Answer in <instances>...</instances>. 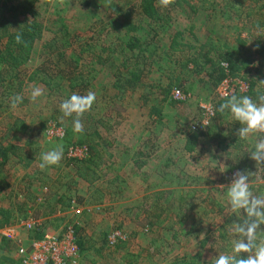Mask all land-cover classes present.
Instances as JSON below:
<instances>
[{
  "label": "rangeland",
  "instance_id": "374dc122",
  "mask_svg": "<svg viewBox=\"0 0 264 264\" xmlns=\"http://www.w3.org/2000/svg\"><path fill=\"white\" fill-rule=\"evenodd\" d=\"M140 1L63 0L61 4L60 0H33L37 14L45 26L53 25L52 21L54 23L56 20L54 24L57 27H49L51 30L44 31L43 36L37 40L31 61L22 71L23 90L18 94L23 96V102L15 111L10 107L11 100L0 104V144H16L20 148L19 152L23 151V156L33 158L27 165L26 160L19 161L17 155L12 154L9 161L1 166L2 180L6 178L8 183L0 184V207L14 209L15 216L21 219L25 215L34 217L31 215L34 213L42 222V233L61 232L67 227H74L75 232L78 230L77 233L87 243L86 249L81 252L84 264H123L129 259L138 260V257L134 256L138 253H134L133 257L127 256L123 253L126 251L125 247L121 248L122 251L117 247L124 244L133 250L138 246L142 247V244L154 247L153 251H142L143 257H148L143 264H167L177 257L190 259L197 253L202 256L200 264H212V260L218 255L232 252L234 236L230 233L229 226L234 221H242L243 218L237 216V219V214L229 210L226 202L227 187L236 172L246 170L224 169L225 172L220 173V185L200 184L194 189L186 179V163L189 157L184 145L186 138L194 133L191 130L192 122L203 116L204 105L213 106L215 102H222L217 93L219 83L215 85L206 74L207 71L192 72L190 78L193 77L194 82L190 81L189 77L180 82L184 92L190 94L188 99L176 100L169 92L170 98L161 102L157 100V94L162 96V93L155 92L150 93L152 102L139 108V96L143 90H133L130 94L117 88L114 72L126 68L123 63L128 59L129 68L136 69V60H140L137 68L147 70L148 76L150 73L153 78L156 77L154 73L161 69L162 71L157 73L162 76V73L182 68L179 64L198 53L201 44L206 43L208 39L245 51L246 48L239 43V39L247 38L250 33L254 36L261 30L260 27H251L243 12L239 10L243 7L241 5L248 4L250 0H244L242 4L237 5L236 10L242 14L241 17L237 12L232 13V6L225 0H174L166 8L160 5L159 0H155V6L168 18V32L170 33V29L185 32L182 36L185 48L173 51L169 35L158 28L154 29L155 25L150 23V19L138 7ZM12 2L17 4L19 0ZM258 4L259 10H264V0H259ZM127 10L130 14L127 21L138 27L137 31L131 34L142 38L144 47L148 43L155 44L157 50L154 55L142 53V46H137L131 51L127 49L125 54L122 53L125 46L121 44L129 39V34L126 36V29L121 25L123 18L120 20V17H124ZM61 26L70 27L73 33V38L69 36L70 45L63 48L59 41L56 49L60 47L64 56L58 57L56 49L48 55V42L58 29L64 31ZM248 29L252 31L249 33ZM88 46L89 51L86 49ZM83 47L86 53H82ZM250 50L248 47L247 52ZM260 51H264V45L259 48ZM98 55L102 57L101 61ZM137 55L140 58L136 57ZM254 65L258 67L257 61ZM203 68L208 70L211 67L203 63ZM35 70L39 71V75L36 74L37 77L32 80L28 79ZM48 70L52 71V77L64 72L63 81L55 85L53 90L42 81L44 72ZM34 87H40L44 93L35 103L30 99ZM88 91L96 93V101L82 118L83 134H77L72 127L74 117L65 118L61 123L60 104L73 93L84 95ZM172 99L174 102H171ZM107 102H110L108 107ZM153 107L161 110L162 114L153 111ZM214 107L216 108V105ZM122 111H125V114ZM127 111H130L129 115H134L133 118L128 115V122L124 117ZM140 131L145 135L136 137ZM155 134L158 137H155ZM57 144H62L64 148L62 161L59 166L42 171L39 168L41 154L52 150ZM107 147L116 152L141 147V151L150 152L148 158L151 162L160 165L163 161V168L157 169L156 176L152 169L141 171L138 168L131 171L128 169L130 165L125 171L124 182L135 185L130 186L131 193L156 202H146L140 208L141 212L150 214L146 215V219L134 218L138 214L137 208L140 204L124 199L123 206L127 205L131 211H124L126 207H120L118 211H106L107 223L98 225L100 219H96L99 218L97 214L105 213L101 206L103 203H93L90 197L93 195L98 198L109 190L107 178L114 181L112 188H116L121 181L120 171L113 169L112 164H109ZM155 147L158 150V159L155 158L157 160L153 158L155 152L152 154L150 150L156 149ZM147 156L145 154V157ZM197 156L198 151L194 157ZM155 163L150 165L155 166ZM91 184L95 185L92 195L89 190ZM193 190L195 198L187 202L185 196L190 195ZM40 196L44 198L42 202L54 203L57 212L48 215L50 207L37 204L42 203L38 201ZM23 199H27L32 207L26 212L21 209ZM83 199L88 202L81 205ZM139 201L142 202V199ZM79 206L84 208L86 218L78 216L83 212ZM108 206L107 208H110V205ZM193 206L202 212L201 216L194 214ZM59 210L61 211L58 212ZM191 211L193 214L190 215ZM156 213L164 219L155 220L153 216ZM117 216L126 220V227L119 226ZM105 219H101V222ZM156 221L164 223L163 226L161 224L156 227L153 224ZM192 224H195L193 231L199 233L198 236L190 234ZM134 229L139 230L136 235L132 234ZM112 236L121 239L115 246L108 245ZM23 237L25 243L31 239L26 232ZM92 245L94 247L91 249ZM8 253L17 257L11 246ZM122 259L123 261H120Z\"/></svg>",
  "mask_w": 264,
  "mask_h": 264
},
{
  "label": "crops",
  "instance_id": "0c3cea01",
  "mask_svg": "<svg viewBox=\"0 0 264 264\" xmlns=\"http://www.w3.org/2000/svg\"><path fill=\"white\" fill-rule=\"evenodd\" d=\"M257 5H259V4L254 3L253 0H250L248 4H243V5H241L243 7L239 8V10L243 12L245 19L248 20V22H250L251 27H260L261 31H259L260 33H257L256 35L252 36V35H250L251 34L250 31H252V30L248 29L250 34L247 36V38H244L245 44L243 46V48H246V49L244 51V50H240V48H238L239 52L237 51V55H239V57L241 59H250L251 60L250 61L251 62L250 63V67H251L250 75L251 76L250 75L249 76L252 78L255 77L256 80H259L261 78V80H262L261 82H264V80H263V77H264V51L259 52V48L264 45V10H259ZM236 8H237V6H236ZM241 16H242V14H240V17ZM248 47L251 48L249 53L247 52ZM261 50H262V48H261ZM258 58H259V60H257ZM255 61H257V64H258L257 68L255 65L253 66V63ZM135 70L136 69H131V68H121V70L117 69L114 72V75L116 76V79H117V83H116L117 88H121V90L127 91V93H130L133 90H136V91L143 90L142 95L139 96V100H140L139 101L140 104L138 105L139 108L144 107L146 104L148 105L149 104L148 102H152V100H151L152 98H150V93L154 94L155 92H161L162 96H159V94H157L158 95L157 100L158 101L160 100L161 102H163V101L170 98V96L168 95L169 92L172 95V91L169 89L173 90L174 86H176L177 84H179L182 81L187 80L186 78L189 77L190 81L194 82L193 77H191V78H190V76H186L185 78L182 77L183 75L179 74L180 69L177 71L171 70L170 72H168L166 74L161 72L162 76H160V73H157L158 71H162V70L158 69L154 73V76H156L154 78H153V76H151L150 73L148 76V74L146 73L147 70L141 69L139 72H137ZM133 71H134V73L132 74ZM135 74H136V76H135ZM118 76H121V78L123 80L121 85H118L119 84V81H118L119 77ZM199 76H201V75H199ZM127 80H129V83L126 82ZM130 80L132 81V83L134 82V84H135V85H133L134 87H130ZM257 84H259V83L257 82ZM170 86H172V87H170ZM256 87H257V85L255 84V90L257 89ZM242 96H249L253 99L254 102L259 103L258 97L256 98V95L252 94V92L243 93V95H240L238 97H242ZM101 100H102V96H101ZM101 100H99V101L101 102ZM171 102H174V100L172 99ZM224 102H226V100L222 99V102H215L216 104H214V105H216V108L218 109L219 106ZM109 103L110 102H107L106 106L109 105ZM123 105H125V104L123 103ZM153 111L157 112L159 115L162 114L161 110H159L157 107H155V108L153 107ZM129 112L130 111H127L126 115L124 116L126 118V121H127L129 116L131 118L134 117V115L133 116L129 115ZM122 113L125 114V111H122ZM138 114L140 115L139 112H138ZM216 116L217 117L212 124L214 126H211L207 131L203 132V134H201V135L193 133L192 136H188L186 138L184 150L187 152L188 157H189V161L187 162L188 164L186 163V165H187V167H186V169H187L186 170L187 183H190L191 187H194V189H195V187H198L200 184H202V186H206L207 184H210V183H212L211 186L220 185V182H222L221 174L223 173L222 171H224V169L230 170L232 168H239V169H245L247 172L251 173L249 180H250V188L253 191V193L255 195H264V165H262L261 167L259 165L256 166V162L250 159V151L254 150V144L256 142H258L259 139H261L262 137L260 135H256V136H250L247 139H240L236 135V132L241 127L239 122L232 119L230 114L221 113L218 110H217ZM140 125H141V122H140ZM141 134L143 136L145 135V133L143 131L142 132L140 131L135 136L138 137V135H141ZM262 135H264V134H262ZM155 137H158V135L155 134ZM174 137H176V136H174ZM190 146H192L191 149L189 148ZM172 148L174 150V146ZM141 150H142V148L138 147V148H135V150L124 149L122 152H120V151L116 152V151L112 150L110 147H107L106 155H108L109 164L110 165L112 164L113 169L120 171L119 173H120L121 181L119 182V184L117 185L116 188H112V184L114 181L112 180V178H109V179L107 178V183H108L107 186H108L109 190L105 191V193H107L106 195H105V193H103L98 198H95V196L92 195V192H95L92 190V188L95 187V185H93L95 183L91 184L92 186L90 187L89 190H91L90 194L94 198H92V196H91L90 200H91V202L97 203V204L103 203V205H101V206L103 207V211L105 212L104 214H97V217H99V218H96V219H100L98 222V225L103 226V225H105V223H107V221L105 219V217L107 216L106 211H110L111 209L118 211L119 210L118 208L121 207V209H122V208L126 207L124 211L130 212L131 209H129L127 205L123 206L125 204L124 199H130V200L134 201V203L140 204L139 207L137 208L138 214L134 218L141 220L143 218L146 219L147 216H150L149 213L146 214L144 211L141 212V210H140V208L145 205L144 203L149 202L150 200L148 198H145V196L140 197V196H137V194L131 193L130 186H135V185H131L129 183L127 184L124 182V180L126 178L125 171H126V168H128L127 166H129V165L130 166L128 169H131V171L136 170L138 168H140L141 171H146L147 169H152V170H154V176H156L157 169L160 168V170H161L163 168L162 167L163 161L161 162L160 165H158L159 163L157 164L155 162H151L150 161L151 159L148 158L150 155V152L141 151ZM150 150H152L151 151L152 154L155 152V155L153 158H154V160H157L158 159L157 158V152H158L157 148L156 149L150 148ZM196 151L199 152V156L194 157V155H196ZM144 153L147 154L148 156L145 157ZM155 158H157V159H155ZM151 163H155V166L150 165ZM167 163L170 164V162H167ZM145 164H148V166H145ZM156 165H158V166H156ZM115 167H117V168H115ZM141 174H142V172H141ZM127 175H128L127 178H129V173ZM154 176H152V177H154ZM126 186H127V188H126ZM97 191H99V190H97ZM102 192H104V191L102 190ZM194 193H195V190H193L190 195L185 196L187 202H189L191 200V198H192V200H193V198H195ZM140 199H142V202L139 201ZM176 199H178V198L176 197ZM182 200H184V198ZM24 201L26 203L30 204V202L27 201V199H25ZM86 202H88L87 199L86 200L83 199L81 201V205H84ZM150 202L156 203L155 200L150 201ZM108 205H110V208H107ZM79 208H80V206H79ZM80 209H82V211L84 210V208H82V207ZM60 211L61 210H59L58 212H60ZM193 212H194V214H198V216H201V214H202V212L199 209H196L194 206H193ZM191 214H193L192 211L190 212V215ZM86 215H87L86 212L83 211L78 216H82V218L83 217L86 218ZM237 216H238V214L236 215V218L238 219L239 216L238 217ZM92 217L94 218L96 216H92ZM153 217L155 220H158L159 218L161 220L164 219V217L159 216V214H157V213L154 214ZM240 217L244 219V217L242 215ZM103 218L105 219V221L101 222V219H103ZM117 219H118L117 223L119 224V226H123V227L127 226L126 220H124V219L122 220V217L117 216ZM187 219H188V217H187ZM153 224L156 225V227H157L159 225L161 226V224L163 226L164 223L160 224L159 221L158 222L156 221V222H153ZM191 227H193V228L191 229L190 234H192L194 236H198L199 233H197L196 231H193L195 224H192ZM262 228H264V226H262ZM81 230H82V228H81ZM139 230H140V227H139ZM139 230L134 229L132 234L136 235ZM77 232H78V230H77ZM26 233L28 234L29 237H32V238L36 237L35 235L37 234V233L35 234L33 232H26ZM24 234H25V232L23 233V236H24ZM86 245H87V243H86ZM124 245H126V244H124ZM124 245H122V246L119 245L117 247L120 249L125 247L126 251L123 253L127 256L133 257L134 253H138L137 255H134L135 258L138 257V260L129 259L128 261L123 262V264H143V262H146V259H148V257L145 256V258H144L143 257L144 253L142 251L147 252V251H153V249H154L153 246H150V245L148 246V245L142 244L141 245L142 247L138 246V248H136V250H133L132 247L124 246ZM10 246L13 248V252L16 253L17 257H14L11 254H9L8 253L9 249H6V251H4L3 253L6 255H9L14 260V264H15L18 260V253L16 250L17 248L12 243L10 244ZM93 247L94 246L92 245L91 249ZM121 251H122V249H121ZM0 254H1V251H0ZM124 254H123V257H124ZM120 261H123V259ZM80 264H84V262L81 260V256H80Z\"/></svg>",
  "mask_w": 264,
  "mask_h": 264
},
{
  "label": "trees",
  "instance_id": "16d2710c",
  "mask_svg": "<svg viewBox=\"0 0 264 264\" xmlns=\"http://www.w3.org/2000/svg\"><path fill=\"white\" fill-rule=\"evenodd\" d=\"M13 0H0V104L3 105V102L10 101V97H12L15 94H18L19 92H22L23 90V78H22V71L23 69L29 64L31 61L33 50L36 46L37 40L40 39L43 36V33L45 30H49V27H52L55 29L57 27L56 20H54V23L52 21L51 24L53 25H46L40 20L39 15L37 14V10L35 8L33 0H19L17 4L12 2ZM227 1L232 7L231 11L232 13L237 12L236 6L239 4H242L244 0H225ZM254 3H259V0H253ZM155 0H141L139 4V8H141V11H143L144 15L147 16V18L150 19V23L154 24L155 28H158V30L165 31L166 35H169L171 39V49L173 51H179L181 48H185V45L183 44V38L182 36L185 34L184 31L181 30H175L170 29V33L166 29V25L168 22L167 16H163L161 14V11H159V8L155 6ZM125 16L120 17V20L123 21L121 23L122 26L126 29V36L129 34V39H126L124 42H122L121 45H124V49L122 53H126L127 49L134 50L137 46H142L141 52H148L149 56H152L156 53V45L155 44H147L146 47H144V40L140 37H138L135 34H131L134 31L136 32L138 27L134 23H129L127 20H129L130 14L128 10ZM237 15L240 16V14L237 12ZM127 17V18H125ZM62 25V24H61ZM62 27V26H61ZM58 29V28H57ZM57 30L52 38L48 42L49 52L53 49H56V47L59 46V41L61 43V46L63 48H66L68 45H70L69 36L73 38V33L70 31V27H62V30ZM51 30V29H50ZM61 33V34H60ZM156 33V32H155ZM157 34V33H156ZM20 35L22 37L21 43H16V36ZM158 35V34H157ZM76 37H78L76 35ZM180 38V39H179ZM239 43L244 46L245 40L239 39ZM90 46V45H89ZM87 47L86 49H90V47ZM193 47V46H192ZM191 47V48H192ZM86 49L82 48V53H86ZM58 51V57H63L64 52L60 49H56ZM237 51L239 52L238 47L230 48L227 44L221 43L220 41H214L212 39H208L206 43L201 44L199 47L198 53L193 54L191 58L187 59L186 62H181L179 65H182V68L180 69L182 77L190 76V73H200L207 71L206 74L208 75L209 79L217 85L220 83L223 79H225L227 76H233V77H242L249 83V89L247 92H237L235 95L238 97L240 95H243V93H249L252 92V94L256 95V98L260 95H264V83H261L260 80H256V78L250 77V59H241L239 55H237ZM81 53V54H82ZM101 54V53H100ZM75 55H73L74 57ZM143 56V55H142ZM141 56V57H142ZM95 57V56H94ZM97 57V56H96ZM136 57L140 58L139 55ZM154 57V56H153ZM98 59L101 61L102 57L98 55ZM140 60H136L137 66L136 70L139 72L141 69L137 68L140 64L138 63ZM203 63L206 65H209L211 68H208V70H204ZM124 67H128V59L123 63ZM222 64H226L227 67H222ZM191 65L193 68H191ZM134 69V68H133ZM178 69V70H179ZM256 69V68H255ZM60 70V69H59ZM177 71V70H176ZM38 70H35L34 73H32L31 76H29L28 79L32 80L37 75H39ZM52 71H45L44 77L42 78V81L44 80L46 82V85L49 87H52L53 90L55 85H59L63 79V71H59V73L63 72L62 74H59L56 77L50 76ZM134 71L132 72V74ZM176 73V72H175ZM137 74V73H136ZM135 74V76H136ZM250 75V76H249ZM119 84L123 82L121 76H118ZM259 79V78H258ZM129 83V80L126 81ZM257 82L259 84H257ZM255 84L257 85V89L255 90ZM134 82L130 80V87H134ZM172 87V86H170ZM181 88V84H177L174 88ZM172 91V89H169ZM221 100L226 98H221ZM176 101V100H175ZM217 115V112H216ZM212 119L211 124L204 130L201 131H194L196 134H203V132L207 131L211 126H213V122L216 119ZM19 122V121H18ZM198 136V135H197ZM190 149L192 146L189 147ZM19 146L16 144H8L4 145L3 143L0 144V170L2 169V165H4L6 162L9 161L10 156L12 154L17 155V158L20 160H26V164L28 165L30 161L32 162L33 158H29L27 155L23 156L22 152H19ZM91 148L88 147V151ZM91 152V150H90ZM76 159V158H73ZM86 160V159H85ZM89 166H87L88 168ZM2 174L0 173V184L4 183L7 184L6 178L2 180ZM25 200V199H23ZM61 201V198H60ZM72 200H70L72 204ZM21 209L24 210L23 212L28 211V208H32L30 204L26 203L25 201H22ZM46 202V204H45ZM57 203V202H56ZM40 204V206L46 205L49 206L48 215L54 214L57 212V206H54V203L47 204V201H44ZM33 212V210H32ZM34 217L36 216L34 213L31 214ZM29 216L25 215L23 219H27ZM21 218L15 216L14 209L12 208H2L0 207V226L8 225L11 223H14ZM77 233L76 230V237H77V243L80 248V256L81 252H83L86 247V242L83 238L80 237V234ZM43 235L42 232H37L35 235L36 238H41ZM11 242L4 239L0 241V264H14V260L9 256L4 254L3 252L6 251V249H9ZM201 254L197 253L195 255H192L190 259H186L185 257H177L174 261L168 263V264H200ZM203 264H211L209 262H204Z\"/></svg>",
  "mask_w": 264,
  "mask_h": 264
},
{
  "label": "clouds",
  "instance_id": "9594fccd",
  "mask_svg": "<svg viewBox=\"0 0 264 264\" xmlns=\"http://www.w3.org/2000/svg\"><path fill=\"white\" fill-rule=\"evenodd\" d=\"M61 4L63 0H60ZM174 0H159L162 7H168ZM16 43L22 42L20 35L16 36ZM222 67H227L222 64ZM264 83V82H261ZM40 87H34L30 93V99L35 103L43 95ZM10 107L15 111L23 102L21 94L10 97ZM96 101V93L88 91L84 95L73 93L60 104L62 113L61 123L65 118H73L72 127L74 133L83 134L84 124L82 118L89 112ZM254 102L249 96L237 97L230 94L226 102L218 109L221 113L230 114L231 118L239 122L241 127L236 132L240 139L260 135L262 138L254 144V150L250 151V159L256 162V166L264 165V95ZM214 110V111H215ZM64 148L57 144L52 150L41 154L39 168L43 171L52 166H59L63 159ZM251 173L247 171L236 172L231 184L227 187V205L234 214L244 217L242 221H234L230 226L232 240L231 254H220L212 260V264H264V195H255L250 188ZM243 254H246L243 255Z\"/></svg>",
  "mask_w": 264,
  "mask_h": 264
},
{
  "label": "built area",
  "instance_id": "2783aa9c",
  "mask_svg": "<svg viewBox=\"0 0 264 264\" xmlns=\"http://www.w3.org/2000/svg\"><path fill=\"white\" fill-rule=\"evenodd\" d=\"M248 89L249 83L245 79L229 75L219 83L217 93L219 97L226 98L230 94L247 92ZM172 94L174 99L181 101L190 97V94L176 87L172 90ZM203 108L205 109L203 116L191 124L193 131L206 129L216 116L214 105H204ZM44 190L47 191V188ZM43 199L40 196L38 201L42 202ZM74 205L72 206L74 207ZM41 226L42 222L34 217L0 226V241L6 239L17 248L18 260L16 264H80V248L74 227H67L61 232H45L41 238L31 237L29 242H24V232L35 234L42 232ZM120 240V238L112 236L108 240V245L115 246Z\"/></svg>",
  "mask_w": 264,
  "mask_h": 264
}]
</instances>
